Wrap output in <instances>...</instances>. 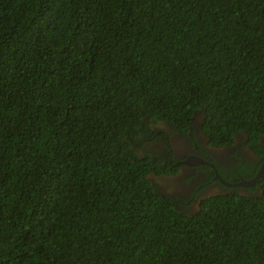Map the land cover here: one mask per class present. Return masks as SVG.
<instances>
[{"label":"trees","instance_id":"trees-1","mask_svg":"<svg viewBox=\"0 0 264 264\" xmlns=\"http://www.w3.org/2000/svg\"><path fill=\"white\" fill-rule=\"evenodd\" d=\"M198 112L264 160V0H0V264L264 263V170L193 215L149 180Z\"/></svg>","mask_w":264,"mask_h":264},{"label":"flooded vegetation","instance_id":"flooded-vegetation-1","mask_svg":"<svg viewBox=\"0 0 264 264\" xmlns=\"http://www.w3.org/2000/svg\"><path fill=\"white\" fill-rule=\"evenodd\" d=\"M201 114L192 118L191 128L186 134H180L168 125L159 124L152 128L155 133L146 144V149L157 153L161 159L172 163L176 172L149 177L150 182L165 196L175 199L184 212L193 215L200 202L212 195L239 194L253 196L260 189L256 182L252 186H240L241 182L251 175L260 159L251 151L242 135L235 137L232 145L212 146L201 130ZM165 133V138H157V133ZM258 167V169H259ZM256 170V173L258 171ZM171 189V192L169 193ZM179 209V208H178ZM264 264V263H262Z\"/></svg>","mask_w":264,"mask_h":264},{"label":"water","instance_id":"water-1","mask_svg":"<svg viewBox=\"0 0 264 264\" xmlns=\"http://www.w3.org/2000/svg\"><path fill=\"white\" fill-rule=\"evenodd\" d=\"M263 170H264V160H263L262 164L260 165L255 177L251 180L241 182L240 186H252V185H254V183L260 177Z\"/></svg>","mask_w":264,"mask_h":264},{"label":"rangeland","instance_id":"rangeland-1","mask_svg":"<svg viewBox=\"0 0 264 264\" xmlns=\"http://www.w3.org/2000/svg\"><path fill=\"white\" fill-rule=\"evenodd\" d=\"M171 192V189H170V191H169V193ZM174 197V196H173Z\"/></svg>","mask_w":264,"mask_h":264}]
</instances>
